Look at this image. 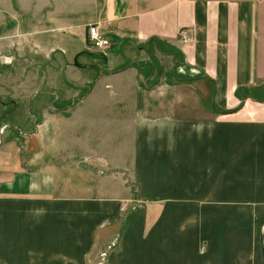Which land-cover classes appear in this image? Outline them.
Returning <instances> with one entry per match:
<instances>
[{"label": "crops", "instance_id": "1", "mask_svg": "<svg viewBox=\"0 0 264 264\" xmlns=\"http://www.w3.org/2000/svg\"><path fill=\"white\" fill-rule=\"evenodd\" d=\"M92 24L111 41L103 63ZM0 29V38L28 34L50 77V67L87 73L78 80L88 88L76 96L82 106L73 95L63 107H75L83 130L110 132L115 99L133 104L122 190L116 172L126 169L100 144L93 156L77 146L40 170L0 171V264H96L99 256L105 264H239L240 249L247 264H264V96L241 103L236 95L264 85V0H0ZM53 32L60 39L51 44L36 38ZM160 55L177 56L180 71L170 74ZM184 68L194 75L182 77ZM98 81L125 88L107 110L93 105ZM120 234L119 248L103 256Z\"/></svg>", "mask_w": 264, "mask_h": 264}, {"label": "rangeland", "instance_id": "2", "mask_svg": "<svg viewBox=\"0 0 264 264\" xmlns=\"http://www.w3.org/2000/svg\"><path fill=\"white\" fill-rule=\"evenodd\" d=\"M40 22L43 23L42 21ZM41 26L43 28L44 24ZM22 28L26 29L25 27ZM1 30L3 29H0V32ZM11 30L12 28H9L8 31L10 32ZM56 33H48L46 37L44 35L36 38L42 37L47 44H51L52 38L55 37V40L60 39ZM21 35L17 37L3 36L0 38V171L5 170L4 175H11L12 172L24 168L40 170L45 167V163L54 161V159L59 161L62 156L67 159L75 156L77 146H79L80 150L83 149L84 153L93 156L92 149H97V145L100 144L101 151L104 149L109 152L111 154L109 155L115 160V165L126 169L125 173L116 172V187L122 190L125 180L129 182L128 180L131 179L128 170L132 169V167L130 169L128 160L131 153V149L129 148L131 139L128 136L129 125L128 123L126 124L129 120V113L133 109L132 101L128 100L130 99L129 95L127 97L126 95L124 97L120 96L127 106L123 104L118 105L120 100L115 99L114 102L117 103V109L120 108L121 110L117 114L115 128H112V121L106 119L107 123L105 125L112 128L110 132L103 131L100 127L99 133L97 129L92 131V129L87 128L85 130L84 128L83 130L81 124H77L74 121L76 116L74 109L77 105L79 107L82 104L78 101L75 107L72 106V109L63 108L72 103L73 95L75 97L73 98L74 103L76 96L82 97L87 94L88 88H85V85L78 82V80L84 77L82 76L83 72L77 71L73 68L74 65H72L73 67L71 66L67 71L65 69L61 70V75L56 69H53V67L51 69L50 67L48 68L49 73L52 74V77H50L46 69L49 65V60L44 57V52L33 48L34 46L29 44L28 34H25V36ZM64 42H67L69 47L72 44L68 42V39ZM109 42L111 43L110 40ZM76 46L80 49L79 45ZM69 55L71 56V54ZM102 57L103 55H99V58L102 60L101 63L104 61ZM158 57L160 58L159 60L163 61L170 74L171 69H175L176 72L180 71L179 66L177 67L176 65L179 62H175L177 56L168 58L160 55ZM79 61L82 62L84 59L80 58ZM158 64L157 60L156 65ZM87 71L90 72V70ZM191 72L188 68H184V71L179 74L182 77H187L194 75V72ZM95 74L92 76L95 77ZM96 83L94 84L95 93L100 97L99 100L94 101L93 105L105 110L109 107L107 105L109 96L112 97L113 92L123 94L125 90L123 84L112 86V84H104L99 81ZM127 87L129 88L131 85ZM255 89L242 90L244 97L238 96L237 93L236 95L242 101L241 103H243L244 99L248 98L258 99V96L263 98L264 85L259 90ZM130 91L131 93H135L134 88L130 89ZM251 93H253V96H251ZM111 99L113 98H110V101ZM90 102L88 107L93 106ZM106 117L111 118L107 112ZM5 122L9 126L5 127L4 132L1 133V127ZM77 133H79L80 138H78ZM19 165L21 166L18 167ZM130 187L132 201L136 203V188L133 181H131ZM258 190L259 192H263V187L260 186ZM231 231L234 232L233 236L238 235L235 234V230ZM120 239L121 234L113 237L106 244L102 252L108 254V252L114 251L117 247L119 248ZM114 242L115 245L112 244ZM230 246L231 244L226 241L225 247L230 249ZM236 254V263L242 264L240 261V258H242L245 261L244 264H247V258H249L247 253L240 249ZM259 258H261V255H259ZM103 260V257L99 256V261L96 264H105Z\"/></svg>", "mask_w": 264, "mask_h": 264}, {"label": "built area", "instance_id": "3", "mask_svg": "<svg viewBox=\"0 0 264 264\" xmlns=\"http://www.w3.org/2000/svg\"><path fill=\"white\" fill-rule=\"evenodd\" d=\"M182 35L185 38V40L188 42L194 40V36L191 33H187L183 31ZM89 36H90L92 45L98 50H104L111 44L109 40L104 36L99 25H90ZM122 210H125L124 206L122 207ZM112 244L115 245V242ZM102 255L105 256L106 253L103 252Z\"/></svg>", "mask_w": 264, "mask_h": 264}, {"label": "trees", "instance_id": "4", "mask_svg": "<svg viewBox=\"0 0 264 264\" xmlns=\"http://www.w3.org/2000/svg\"><path fill=\"white\" fill-rule=\"evenodd\" d=\"M152 40H158V39L157 38H151V41ZM162 51L166 53V51L164 50V47H162ZM184 79H186V78H184ZM242 90H244V89L243 88H238L237 91H236L237 95L240 96V97H244V94H243V91Z\"/></svg>", "mask_w": 264, "mask_h": 264}, {"label": "flooded vegetation", "instance_id": "5", "mask_svg": "<svg viewBox=\"0 0 264 264\" xmlns=\"http://www.w3.org/2000/svg\"><path fill=\"white\" fill-rule=\"evenodd\" d=\"M64 107H66V106H64ZM4 125H7V126H9L6 122L4 123Z\"/></svg>", "mask_w": 264, "mask_h": 264}]
</instances>
